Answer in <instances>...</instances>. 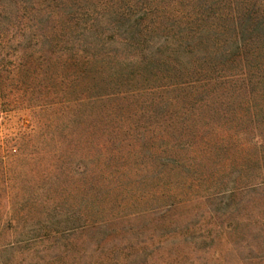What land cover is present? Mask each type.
<instances>
[{"label":"rangeland","instance_id":"374dc122","mask_svg":"<svg viewBox=\"0 0 264 264\" xmlns=\"http://www.w3.org/2000/svg\"><path fill=\"white\" fill-rule=\"evenodd\" d=\"M33 2L60 18L39 23L89 12L97 55L1 41L0 264H264V32L216 47L217 0ZM139 49L152 64L113 68Z\"/></svg>","mask_w":264,"mask_h":264},{"label":"trees","instance_id":"16d2710c","mask_svg":"<svg viewBox=\"0 0 264 264\" xmlns=\"http://www.w3.org/2000/svg\"><path fill=\"white\" fill-rule=\"evenodd\" d=\"M33 1L34 0H17L18 5L16 8L10 10L6 6L7 4H5L6 1L0 0V49L2 48L1 41H3L6 37H10L9 42H12V40L18 37L26 39L30 35L34 39L41 41L48 38L47 36H49L50 32H54L55 35H53V37L63 41L64 46L61 50L64 49L66 53H69L66 58L62 57L64 54L60 56L63 66L77 65L81 62L86 63L89 59L92 60L96 57L97 53L94 51L96 48L93 46V41L86 37V32L88 31L87 29L92 28L93 24L79 23L81 18H85L89 12L81 13L80 11H77L71 19V21L75 23H39V20H44L46 17L40 15L39 4L36 2L34 3ZM217 1L220 2L219 4L223 6L221 9L224 10V13H220L219 17H225V22L233 25L232 28L225 27V29H227L228 32L234 33V39L227 38L225 41H220V43L215 46L223 47L225 50L229 48L244 50L250 43L256 46L257 42H260V39L262 38L261 33L264 32V23H262V17H264V0ZM8 13L10 14L9 19L11 23H5L4 21V18ZM47 15L49 16L46 18L47 20L52 19L53 22L60 20L59 17L54 18L50 12H48ZM192 18L193 17H191V19ZM201 21H206V19H202ZM156 24L160 30H164L166 28L163 23ZM196 26L198 25L195 23H187L184 26L181 25L178 27L180 29L179 33L181 40L188 39L192 44V41L195 38V33L200 35L201 32H204L202 27L199 26L196 28ZM124 27H126L125 32L131 33H135L137 30H139V33H144L145 31L147 32L149 29H152V26L148 23H136V25H132L131 27L128 25H124ZM215 28L218 30L220 29V26L218 25ZM173 29L175 31L177 30L176 27H173ZM244 32H250L252 33V36L245 38L242 35ZM210 39H212V37ZM215 39L217 38L215 37ZM22 42L23 41H20L18 45H21L20 43ZM145 43L146 41L144 40L137 43L135 47L140 48L141 45ZM58 46L59 44H56L54 45V48L57 49ZM61 50L57 53L61 52ZM79 52L83 54L80 57L78 56ZM142 52L144 51L141 49H139L135 54L130 52V54L126 55L125 59L116 61L113 68L118 69V67L122 68L123 66H130L134 68L138 66L139 63L152 64V62H148L149 60L146 56H143ZM211 53L215 54V52L212 51ZM225 54L229 53L225 52ZM238 56L240 55H237V57ZM138 58H141V61ZM47 238L48 236H42L33 239V241L39 240L35 245L47 244ZM9 246L14 247V244H10Z\"/></svg>","mask_w":264,"mask_h":264}]
</instances>
